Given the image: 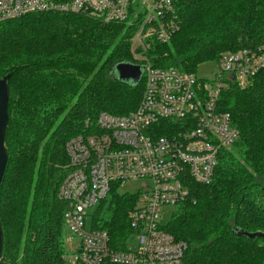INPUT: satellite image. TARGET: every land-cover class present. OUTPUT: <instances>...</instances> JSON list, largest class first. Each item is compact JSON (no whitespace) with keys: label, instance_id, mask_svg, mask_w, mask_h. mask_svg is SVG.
<instances>
[{"label":"trees","instance_id":"1","mask_svg":"<svg viewBox=\"0 0 264 264\" xmlns=\"http://www.w3.org/2000/svg\"><path fill=\"white\" fill-rule=\"evenodd\" d=\"M172 38L152 40L145 54L156 66L196 72L197 64L226 50L264 44V0H177ZM141 16L104 22L48 10L0 23V77L8 78L7 162L0 183L3 244L0 264H66L65 203L57 195L65 173V142L94 128L102 110L136 108L144 81H122L120 60H138L132 37ZM240 136L220 151L209 182H192L163 228L188 244L181 264H264V67L253 83L231 84L219 100ZM88 130V129H87ZM136 192L112 184L90 211L116 249L133 233Z\"/></svg>","mask_w":264,"mask_h":264},{"label":"built area","instance_id":"2","mask_svg":"<svg viewBox=\"0 0 264 264\" xmlns=\"http://www.w3.org/2000/svg\"><path fill=\"white\" fill-rule=\"evenodd\" d=\"M0 0V23L48 10L83 14L104 22L141 16L136 40L147 49L168 41L179 26L177 0ZM141 99L132 111L102 110L94 128L65 142L68 160L57 195L73 264H181L188 244L163 228L165 206L191 192L192 182H209L220 151L240 136L219 100L231 84L249 86L264 67V44L224 51L214 78L175 66H156L147 57ZM88 129V130H87ZM143 180L130 212L136 248L116 249L108 231L93 225L90 211L112 184Z\"/></svg>","mask_w":264,"mask_h":264},{"label":"water","instance_id":"3","mask_svg":"<svg viewBox=\"0 0 264 264\" xmlns=\"http://www.w3.org/2000/svg\"><path fill=\"white\" fill-rule=\"evenodd\" d=\"M145 67L146 64L144 63L120 60L113 64V72L116 77L122 81H131L133 83H138L143 77ZM9 76L10 73H6L0 77V183L7 162V151L4 138L8 122ZM234 229L235 232L239 235H246L248 237L261 236L264 238V231L262 230L249 231L239 227H234ZM2 244L3 230L0 222V256Z\"/></svg>","mask_w":264,"mask_h":264},{"label":"rangeland","instance_id":"4","mask_svg":"<svg viewBox=\"0 0 264 264\" xmlns=\"http://www.w3.org/2000/svg\"><path fill=\"white\" fill-rule=\"evenodd\" d=\"M138 4H134V11L136 12H143L145 7L144 4L138 0ZM140 28V27H139ZM139 28L136 30L132 37V53L133 56L139 61V58L137 57L138 55H142L144 57H147L145 54L146 49L143 47V44L136 40L137 33L139 31ZM148 48V47H147ZM219 70V62L218 59L212 58V59H207L202 62H199L197 64L196 72L197 75L203 78H214L216 76L217 71ZM66 169V167H65ZM142 183L143 180H128L123 182L122 184L118 185V189L123 192H136L140 188H142ZM175 209L174 205H168L165 206L164 214L162 216L163 220L167 221L172 215L173 210ZM127 246L130 248H136L138 246V238L136 234H132L130 237L127 238ZM70 243L68 241L67 237V231L65 233V254L69 250ZM66 259V264H73L72 260L68 257V255L65 256Z\"/></svg>","mask_w":264,"mask_h":264}]
</instances>
